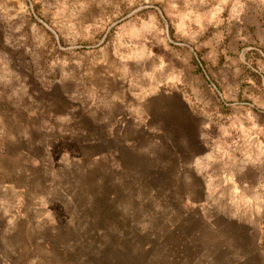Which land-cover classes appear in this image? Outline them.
<instances>
[{
    "label": "rangeland",
    "instance_id": "rangeland-1",
    "mask_svg": "<svg viewBox=\"0 0 264 264\" xmlns=\"http://www.w3.org/2000/svg\"><path fill=\"white\" fill-rule=\"evenodd\" d=\"M168 2L180 7V0H0V111L8 120L22 114L17 105L37 102L33 87L52 84L66 89L80 116L82 90L101 66L107 76L131 70L130 110H122L125 100L112 107L109 93L104 103L135 119L131 141L114 153L111 144L100 151L75 135L60 139L63 116L53 132L26 116L20 128L8 126L9 134L21 129L27 172L0 173V182H29L30 195L63 181L59 162L39 170L33 152L44 137L47 150L64 139L67 209L82 218L49 216L32 196L14 211L0 206V264H80L79 249L58 253L73 230L82 232L87 264H264V14L219 12L199 29L184 12L165 13ZM223 68L227 82L215 76ZM139 75L153 80L151 89L137 91Z\"/></svg>",
    "mask_w": 264,
    "mask_h": 264
},
{
    "label": "crops",
    "instance_id": "crops-1",
    "mask_svg": "<svg viewBox=\"0 0 264 264\" xmlns=\"http://www.w3.org/2000/svg\"><path fill=\"white\" fill-rule=\"evenodd\" d=\"M177 4L180 7L177 6L178 8L175 11L170 7V2H168V4H165V6L168 8L165 9L166 11L164 10V12L167 13L168 11L171 14L184 12V14L186 15V20L188 18H193L198 21L197 28L199 29H208L210 24H213L215 15L219 12H227L229 14L236 15H248L249 13H252L254 11L253 9H255L256 13L264 14V0H180V2H177ZM263 33L264 31L262 32V36ZM228 64L232 65L231 62H228ZM229 71L230 69L223 68L215 73V76L227 82V75H229ZM125 72L126 73H120L119 71L115 74L107 76L108 73H105L103 66H101L100 69L96 70V81L94 82L93 80H90V84L88 83V81H86V88L82 90L86 96V100L85 103L79 107V109L81 110L80 116L77 114H75V116L73 115V110L74 108L77 110V107L73 106L71 98H69L66 93V89H61L58 84H52L49 86L41 85L35 87L36 89H34L33 87V89L31 90V94L35 95L34 99L37 100V102L32 103L31 106L27 105L26 107L17 105L16 109L19 108L17 110H22V114L19 115V118H17L18 115H10L12 117L10 120H8L9 111L7 109L1 110L0 173H15L17 179L18 176H23L24 173L27 172L24 171L25 155L23 140L25 139L21 133V129L16 130L15 133L10 134L7 131L8 126L11 125H15V128H20L23 125L22 123L24 116L28 117L29 119L38 118L41 120V124L53 125L52 132L55 128L54 120L56 119V117L63 116L64 118L61 122L62 124L58 127H61L59 134L60 139L63 135H66L68 138H65V140L71 141V138L73 137V135H75L74 137L78 136L80 139L83 138V140L85 141V145H90L95 150L100 149L101 151L103 144H106L107 146L111 144L112 147L110 152L114 153V145L119 147V142L131 141L130 131L131 127H135V119L131 117L129 113L125 115V118L121 119V114H115L113 111H109V108L111 107H108L104 103V99H107L106 94L109 93L110 100L112 101L111 103H114L112 104V107L118 104L120 100L121 102L125 100L129 104L126 106L123 105V107L121 108L122 110L126 108L130 110L129 105L131 101V70L129 69ZM124 75L125 78L122 77ZM231 76H234V74L232 73ZM139 77V81L135 83V86H137V91H142L143 93L144 91L151 89L153 80L151 78L143 79L142 75H139ZM92 93L96 96V98H100L101 100V102L95 101L94 106L90 103L92 99L88 97V94ZM129 99L130 101L128 102ZM24 111L26 112V114H24ZM94 114L97 116H95ZM98 115L101 116V118ZM76 126L79 127V129H77ZM1 127H3V129ZM121 127L123 128V130L127 127V130L123 131L121 130ZM12 129L13 128H11V130ZM9 136L11 137V140L8 139ZM65 140H58L55 150H49V148L47 150L48 142L44 137L40 140L41 147L36 146L37 151L33 152V157L39 170H41V168L48 169L49 166H56V161L57 163L59 162L58 171L59 173L64 174L63 181L60 180V182H58V180H55L53 184L45 183L43 185V189L42 187L39 188L41 190V192L38 193L39 195L37 194V192H32L30 193V195L25 194L26 190H30L29 186L31 185L29 182H27L26 184L18 181H14L11 184L0 182V206H2L4 212H7L6 207L9 206L10 209L13 208V211L17 210L19 206H22L24 204V200L30 201L32 196L33 200L35 198H38V205L40 203H44L46 204L45 206L50 207V209L44 208V211L47 210L49 212V216L56 212L59 214V216L62 214L65 218H67V220L72 218L73 220L78 221L79 217L81 220L82 214L76 215L72 212L71 208L69 209L71 212L67 209V207H69L71 201L73 200V196L71 195V192L69 193V190H71L70 182L65 180L66 173H70L72 170L71 146L65 144ZM84 148L86 151L84 150ZM82 149L84 152L81 154L82 158L85 156L84 158H86L87 161V148L81 146L80 150ZM103 152L104 151H102L101 153ZM95 153L97 152H94L93 155L98 156V154ZM14 162L15 169H11L9 171L7 167L10 166V168H13L12 163ZM198 169L199 168L196 169V174L199 175L200 172ZM9 193H11L10 197ZM75 199H77V197H75ZM77 203L78 202L76 201V205ZM17 213L20 214V210L19 212L17 211ZM68 214L69 217H67ZM81 233L82 232H80V230L71 231L70 234H73L74 237L71 236L73 240L71 241L70 246H60L58 253L75 254V252L79 249L80 254L79 257H77V262L80 264H87L84 258L81 256L82 250H86L83 247L86 246V243L82 241ZM50 249L53 251L55 250L54 248Z\"/></svg>",
    "mask_w": 264,
    "mask_h": 264
},
{
    "label": "trees",
    "instance_id": "trees-1",
    "mask_svg": "<svg viewBox=\"0 0 264 264\" xmlns=\"http://www.w3.org/2000/svg\"><path fill=\"white\" fill-rule=\"evenodd\" d=\"M250 73H251V72H250ZM251 74L254 76V78H255L256 80L259 81L258 75H256L255 73H251Z\"/></svg>",
    "mask_w": 264,
    "mask_h": 264
}]
</instances>
